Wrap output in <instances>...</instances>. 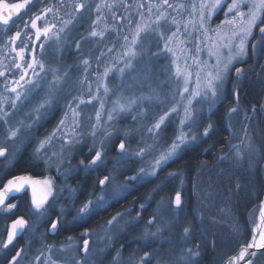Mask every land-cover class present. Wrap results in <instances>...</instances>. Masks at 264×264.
I'll list each match as a JSON object with an SVG mask.
<instances>
[{
	"label": "snow or ice",
	"instance_id": "1",
	"mask_svg": "<svg viewBox=\"0 0 264 264\" xmlns=\"http://www.w3.org/2000/svg\"><path fill=\"white\" fill-rule=\"evenodd\" d=\"M40 3H42V0H16L13 3L0 0V26H4L0 27V34L6 37L2 43L10 52L15 53L10 64H4L0 61V77L3 78V81H0L3 89L0 91V122L7 125V137L11 139H15L22 132L29 131L38 125L41 119L47 118L53 113V110L60 104V92L65 83L62 77L68 78V72L61 73L59 68L49 66L46 70L44 57L48 51L45 45L49 44L50 41L57 46L64 44L66 29L72 23V20H61V26L57 28V12H54V6L46 5L40 8ZM30 5L38 8V10L31 11ZM104 6L113 7L111 4H105ZM61 7L66 9L64 0H61ZM137 7L147 8L149 16L154 17V19H150L148 23H145L143 13L138 12L136 21L129 20L126 24L121 25L127 31L118 33V37L123 43L119 45L121 51L116 53L117 61H113L111 66L104 64L101 74L99 69L102 61L97 58L96 68L92 69V74L96 75L95 83L97 87L95 93L92 88L93 81L89 75V68L91 67L89 59H82L83 80L80 83L82 87L85 83L87 84V101L81 95L73 96L68 93L64 97L65 111L58 120L57 125L46 136L38 140L33 151L34 159L40 160L45 165H56L55 170L61 173L60 166L66 161L69 164L71 163L68 156L76 146L84 143V137L87 135L92 138L91 147L88 148V152L92 155L87 163L84 159H80V167L86 171L95 170L105 163L104 143L113 134L111 121L119 119L123 113L132 112L137 107V101L141 103L147 101L150 105L154 104L159 107L160 111L154 115L149 116L143 108H138L136 114L132 116L133 120H139L142 126L146 119L151 120L150 126L146 127V131L150 134L151 143L142 140L140 141L142 146H138L137 149H131L130 144L126 147V144L122 141L115 145L121 155L136 156L142 161L150 155L152 157L151 163L147 167H140L134 175L128 176L124 183H116V177L111 173L104 175L103 179L98 180L101 189L100 195L95 198V201L90 198L86 199L76 209L75 219L77 222L85 221L93 212L108 206L112 200L119 197L126 198L130 184L149 182L152 177L157 176L158 171L168 165L170 161L175 160L187 146L197 142L198 136L206 141L207 138H210V133L215 134L211 120L202 125H197V120L193 114L195 111L194 101L196 104H207L209 110L216 104L224 102L226 100L225 84L230 77V73L234 72L237 80L245 76V69L236 65L248 55L249 40L258 35L259 39L252 44V49L253 51L264 49V0H196V2L187 5L191 11L188 12V19L183 25L176 19V16L168 12V9L178 12L179 9L186 7L184 4L177 6L170 3L169 0H158L157 3H152L149 0L147 4L142 3ZM84 8L85 4L83 3L73 4V9L77 12ZM245 9L247 10L245 11ZM100 10L101 7L97 5V13ZM22 11L24 17H21V19L24 20V28L15 30L12 35L8 36L9 29L7 26L10 22H13V16L19 17ZM218 11L224 12V19L215 28H212L210 21ZM49 14H52L51 17ZM66 14L71 17V13L66 11ZM99 20L100 16L98 15L97 22ZM161 21H164L165 24L170 21L171 24L176 25L175 30L168 28L167 33L170 34H166L162 30ZM18 23V21L13 22L14 27ZM181 27H183V33ZM256 29H258V33L255 32ZM189 30L198 32L201 41L207 40L210 42L207 54L209 60L215 58L214 62L209 63L207 60H200L198 53L201 49L198 46L191 50L185 47L180 49L182 53H185L183 66H181L178 62L180 57L176 55V50L170 45H173L176 40L184 45L185 40L180 39V37L182 34L186 36ZM104 34V30L97 31L95 28L88 32V36L100 37L101 39ZM152 34L156 36L158 49L152 55L158 56L161 52H167L174 57L172 60V64L175 65L174 79L178 84L176 92L169 97L166 93L152 89L149 95L125 99L123 102L116 99L106 113V121L109 122L106 125L101 124V111L104 110V102L98 100L100 111L95 113V123L90 122L87 125L88 131L85 132L79 119L83 111L80 106L85 103L90 104L92 100L98 99L101 86H103V95L107 96L111 91L106 83L109 73L115 69L123 77L126 69H132L133 61L145 55L142 38L146 39ZM17 41H19V46H17ZM193 43L195 44V41ZM75 47L80 52L79 42L75 44ZM107 52L112 53L113 48H107ZM189 59H191L195 68L188 64ZM181 81L182 91L179 88ZM193 84L194 87L190 88L189 86ZM42 91L44 95L40 96L39 93ZM4 93H11V95H5ZM233 93L236 96V102H238L239 95L236 93V85H233ZM24 102L33 103L31 111L25 120H18L16 124H11L10 117L13 113L6 110L5 106H8L11 110H16L18 103L23 104ZM229 111L236 112L237 109L232 107ZM170 117L178 118V129L171 142L162 148L157 144V141L162 138V133L166 130V123H170ZM86 119L91 121V117L86 116ZM133 131L135 130L125 131V137L131 135ZM98 132L101 133L99 137L97 136ZM211 150L214 151L215 148ZM233 152L236 163H239L241 148L239 145L231 144V142L229 143V154L221 153L217 160H227ZM7 154L8 149L0 147V157L7 158ZM61 174L63 175V173ZM176 175V173H169V177H175ZM38 188L40 190L39 195L37 194ZM26 189L31 190V204L35 213L41 218H44L49 212L51 207L49 200L52 199L54 204L57 191L62 192L64 190L62 188L57 189L53 180L49 177L37 179L31 175H15L0 186V210L10 212L15 209L16 204L9 202L10 198L17 193L24 192ZM69 191L74 192L75 189L69 188ZM171 203H174L175 209L182 210L183 201L179 191L175 192L174 200ZM144 207L145 205L141 203L139 205L140 211H143ZM60 212L61 217L53 219L50 224L48 231L51 233L57 232L59 230L58 226L63 224L64 209L62 207ZM126 213L130 215L131 210L126 209L125 213H117L106 222L107 225L111 226L113 222L123 218ZM138 220L139 213L129 223L135 224ZM26 227H28L26 219L23 217L15 219L10 225L6 241L0 242V248L7 249L9 245H12L18 235H23ZM150 227H155L156 230L149 232L148 228ZM171 227L169 221L163 220L158 214H153L147 221L144 238L158 237L164 230ZM192 231L191 222L185 220L182 226V235L187 238ZM234 231L239 233L240 229L234 226ZM82 235L87 237L88 231L85 230ZM72 239L69 237V241ZM88 247L89 240L85 238L83 240V251L85 253L88 252ZM253 249L256 251H250ZM262 249H264V201H261L259 205L258 222L252 228L251 239L243 243L239 251L235 255L229 256L224 264H240L241 261L244 264H253L251 257H255L257 251ZM46 250L51 252V247H47ZM23 251L22 248L16 251L10 264H18L17 258L20 257ZM184 252L186 255H181L179 258L183 264H190L191 257L199 254L198 250L193 251L192 248H186ZM46 261L47 264H57L51 255L46 257ZM32 264H41L40 255L34 258ZM113 264H122L119 251L113 258ZM131 264H152V255L145 252L143 256L132 260ZM164 264H168V262L166 261Z\"/></svg>",
	"mask_w": 264,
	"mask_h": 264
},
{
	"label": "trees",
	"instance_id": "2",
	"mask_svg": "<svg viewBox=\"0 0 264 264\" xmlns=\"http://www.w3.org/2000/svg\"><path fill=\"white\" fill-rule=\"evenodd\" d=\"M122 5L127 6V1L120 0L114 7L115 17L107 21L113 26L111 36L116 45H113V42L112 45L115 50H118L117 52L121 51L119 45L123 41L114 38H119L118 33L127 31L121 25L129 20L136 21L139 12L137 7L131 10ZM221 13L222 11L218 15L220 16ZM75 15H78V12ZM79 21L78 18L74 24H71L70 28H73L71 32L74 34L81 32L82 26H77V28L75 26ZM105 25L108 26L103 21L98 29ZM92 27L95 28V25ZM255 32L258 33V29ZM75 37L79 39V36ZM258 39L259 36L255 35L254 39L249 40L248 55L243 62L236 65L245 69V76L237 80L235 73L231 72L224 89L226 100L216 104L211 110L207 107L206 113L201 114L197 125L211 120L215 134L210 133V138L206 141L198 136L197 142L187 146L175 160L170 161L158 171L156 177H152L149 182L130 184L126 198L119 197L110 201L108 206L93 212L85 221H76L74 207L78 209L86 199L94 200L100 194L98 180L110 173L108 170L113 157L117 154L115 148L117 143H113L110 148L106 149L105 163L89 171L80 167V159H84L87 163L92 155L85 151L88 146H83L70 159V164L67 162L62 166L61 172L64 168H71V172L66 176L55 169L47 171L44 163L34 159L33 143H25L21 151L13 156L15 160L10 165L5 162L6 157H0V186L15 175L44 178L47 174H54L58 189L62 188L64 192L69 188L75 189V199L58 200L59 204H63V208L67 210H64L65 216H63L62 226H58L59 230L55 233L48 231L53 218L61 217L56 207L49 209L51 215L48 221L40 225L39 231H43V243H45L43 246L50 247L52 244L59 246L71 237L79 243L87 238L91 241V247H95L97 243L95 236L107 225L106 222L117 213H125L126 209H130V215L126 213L123 218L117 220L123 224L124 232L111 239L110 242H105L103 258L95 264H113L117 251L121 254L122 264L126 261L128 262L126 264H129L130 261L143 256L145 252L152 255V264H164L172 260L170 257L172 254L176 258L186 255L184 252L186 248L199 252L198 255L191 257L190 264H223L229 256L235 255L241 245L251 239L252 228L259 213V205L264 198V49L256 51L252 49V44ZM106 44L108 43L104 45ZM104 50L105 48L102 47L101 50L96 51L98 53L93 54L100 55ZM68 54L71 62L75 55L71 52ZM113 54L109 56L113 57ZM77 58L80 63L78 70L81 73L83 65L82 59L79 60L80 53ZM233 85H236V93L239 95L238 102L233 93ZM232 107H235L237 111H229ZM173 121L174 124L170 121L166 125V130L163 131L167 139L162 142V148L171 142L176 133V120ZM52 123L53 119H48L45 134L52 127ZM5 138H8L7 131L0 134L2 142ZM230 142L241 148L239 163H236L234 152L227 160H217L221 153L229 154ZM212 148L215 150H211ZM126 165L116 177L119 183L126 182L127 177L134 175L136 170L142 166L140 159L129 161ZM169 173L177 175L169 177ZM176 191L181 193L182 210L175 209L174 203H171ZM141 203L145 205L143 211L139 209ZM137 213H139L138 222L129 223L137 216ZM153 214H158L160 218L169 221L172 227L164 230L158 237L145 239L147 221ZM19 217L26 219L30 226L36 222L34 210L28 198L24 196L18 209L11 213L0 212V242L5 240L9 225ZM185 220L190 221L193 228L187 238L182 235ZM234 226L240 229L239 233L234 231ZM85 230L88 231L87 237L82 235ZM155 230V227L148 228L149 232ZM28 233L29 230L9 248H0V264H9L16 251L21 248L25 251L31 240L30 253L34 252V248H39L37 235L33 233L28 236ZM179 264L183 262L180 261ZM253 264H264V254H261Z\"/></svg>",
	"mask_w": 264,
	"mask_h": 264
},
{
	"label": "rangeland",
	"instance_id": "3",
	"mask_svg": "<svg viewBox=\"0 0 264 264\" xmlns=\"http://www.w3.org/2000/svg\"><path fill=\"white\" fill-rule=\"evenodd\" d=\"M135 1H138V3H134V5H132L131 8L133 9L137 7L139 4H142V3L147 4L149 2V0H135ZM96 2L97 4L95 6L99 5L101 7V10L99 13H102L100 16L99 22H97V18H95V20L94 19L91 20V24H90V20H89V25L88 23H86V26L81 29V32L79 34H76L77 32H75V34L79 36V39H76L75 37L76 35L73 32H71L73 31V28H70V27L72 26L71 24L72 23L74 24L78 18L80 20V17L82 15H80L79 13L78 15H75L77 11L73 9V4L79 3V0H69V5H68L69 10L67 9V13H71V17L67 15L68 17L67 19H71L72 23L69 24L68 28L66 29V38H65L64 44L62 46H57L54 42L50 41L49 44L45 45L47 47L46 49L48 50L46 56L44 57V59L46 60V65H45L46 70L49 66H52V67L59 68L61 73H63L64 71L68 72V78L62 77V79L65 80V83L63 84L62 91L60 92V97H61L60 104L53 110V113H56V111L57 113L55 114V116H52L53 114L52 113L47 118L41 119L38 125L34 126L27 132H22L18 134V136L15 139L8 140V138H5L3 139V142L2 140H0L1 142L0 147H6L8 149V154H7L8 158H6L5 160L7 164L9 163L10 165V163L15 160L13 156L18 151L19 152L21 151L25 143H33L32 145H34V149H35L37 146L38 140L42 139L44 136H46L49 132H51L54 129V127L58 123V120L61 118V116L63 115V112L65 111L64 97H66L68 93H71L73 96L81 95L87 101L88 99L87 84L85 83L82 87L80 81L83 80V75H82V72L80 73L78 70V65L80 63H78L77 61L78 60L77 56L79 53H81V51L83 54V59L85 58L89 59V62L91 65V67L89 68V75L91 77V80L93 81L92 88L95 93V90L97 87L95 83L96 75L92 74V69L96 68V60L98 58V55L93 54V53H95L96 50L101 49L105 43H108L109 46H112V42H113V45H116V42L112 40V36H111L113 26L111 23L110 25L107 22L109 19H113L115 17L116 11L114 10V13L112 15L110 14L111 13L110 8L108 11L104 5L113 4L112 8H114L120 2V0H111L110 3H108L107 0H96ZM151 2L157 3L158 0H151ZM169 2L177 6L179 4H184L186 6L183 9H179L178 12L174 11L173 9H168V12H170L173 16H176V19L180 21L181 25H183L188 19V12L191 11V9L187 7V5L189 3L196 2V0H192L187 3H179L175 0L174 2L172 0H169ZM94 3L95 1H91L89 3L90 5L89 11L86 10V12L91 13V11H93ZM137 10L140 13H143L145 23H148L150 19H154V17L149 16L147 12V8L137 7ZM246 10L247 9H245V11ZM105 11L106 12L108 11L109 15H106ZM219 13L220 11H218L216 15H214L210 21V25L212 28H215L216 25H219L221 21L224 19V12L222 11L220 16L218 15ZM103 21L107 25L108 24L109 25L108 26L105 25L104 27H101L100 29H98L99 25H101ZM81 24H82V21L80 20L79 23L75 25L76 28L77 26L80 27ZM92 25L93 26L95 25V30L97 31L104 30L105 34L102 39L100 37L88 36V32L93 29ZM161 25H162V30H164L166 34H170V33H167L168 28L175 30V27H176V25L171 24L170 21L167 24H165L164 21H161ZM181 32L183 33V27H181ZM209 35H211V33H209ZM114 39L118 40L119 38L115 37ZM180 39L185 40L184 45H181L179 40H176L174 44L170 46L174 47V49L176 50V55L180 57V60L178 62L181 64V66H183V59H184L185 53H182L180 49L185 48V47L188 50H191L194 47L198 46L201 49V51L198 53V58L200 60H207L209 63L214 62L215 58L213 57L212 60H209L208 54H207V48L210 42L207 40L201 41L200 34L198 32H193L189 30L186 36L182 34ZM142 40L145 46L143 49V51L145 52V55L138 57L137 60L133 61V68L126 69L123 77H121V75L117 71H115V69L109 73L108 77L106 78V83L111 89L109 94L107 96H104L103 86H101L99 89L98 99L92 100V103L90 104L85 103L84 105L80 106L81 109H83V111L81 112L79 119L81 121V127L85 132L88 131L87 125L90 122L95 123V113L97 111H100L98 100H103L104 102V110L101 111V124L106 125L107 123H109L106 121V113L110 110L113 101L116 99H120L121 102H123V100L125 99H131V98L138 97L141 95H149L152 89H157L158 91H161L162 93H166L169 97L174 92H176L178 84H177V81L174 79L175 65L172 64V60L174 59L173 55L167 52H161L158 56L152 55L153 52L158 51L157 40H156L155 34L150 35L146 39L142 38ZM193 41H195V44L193 43ZM77 42H79L80 44V52H78V50L75 47V44ZM90 44H91V47H90ZM83 45H87L88 47L85 48L86 46H83ZM108 48H111V47H108ZM114 51L115 52L112 58L109 57V54H112V53H108L107 51H104V52L102 51L101 55L99 56V58H101L102 61L104 62L106 58L110 59L106 63L104 62L101 63L100 69H99L101 74L103 72L104 64H108L109 66H111L113 61H117V57H116L117 52L116 50ZM69 52L75 55L74 59L71 62L69 58L70 55L68 54ZM8 53L10 52L5 53V59L7 57L13 59L14 57L13 53L6 56ZM2 57H3V53H0V60L2 59ZM11 61L12 60H10V63ZM10 63L7 62V64H10ZM4 64H6L5 61H4ZM188 64L192 65L191 59L188 60ZM192 67L195 68L194 65H192ZM0 81H3L2 77H0ZM189 87L193 88L194 84L190 85ZM179 88L182 91V81L179 84ZM2 90H3L2 83H0V91ZM4 94L11 95V93H4ZM39 95L43 96L44 92L43 91L40 92ZM33 103H35V101H33ZM33 103H28V102H24L23 104L18 103L16 110H11L10 108H8V106H5L6 110L13 113V115L10 117L11 124L13 125L16 124L18 120H25V118L28 116L29 112L31 111V108L33 107ZM207 107H209L207 104H196V102L194 101L195 111L193 114L198 124L200 121L199 119L201 117V114L206 113L205 110H207ZM138 108H143L145 112L148 113L149 116L154 115L155 113L160 111L159 107H157L154 104L150 105L147 101H144L143 103H141L140 101H137V107L134 108L132 112L123 113L120 115L119 119H116L110 122L112 126L111 131L113 134L104 143L105 151L106 149L110 148V145H112L113 143H118L121 141L126 144V147L129 144L130 145L132 144L131 149H137L138 146H142L140 144V141L142 140H145L148 143L152 142L150 139V134L146 131V127L150 126L151 120L146 119L142 126L139 120H133L132 118V116L136 114V111ZM86 116L91 117V121L87 120ZM50 118L53 119L52 127L48 129V132L45 134V129L48 127L46 126V122ZM169 120L172 122V124H174L173 120H176V124H177L176 126L178 129V122H177L178 118L170 117ZM3 124H4L3 122H0L1 132L7 131V125L5 124L3 125ZM129 129H134L135 131H133L132 134L129 135L128 137H125L124 132ZM100 134L101 133L98 132L97 136L99 137ZM165 139H167V137L165 136L163 132L162 138L157 141V144L162 147V142L165 141ZM91 144H92V138L86 135L84 137V143L76 146L72 150L71 154L68 156V160L72 159L74 155L76 154V152H78V150L81 149L83 146H88L87 149L85 150L86 153L88 154L89 153L88 148L91 147ZM116 152L117 154L115 157H113L111 166L108 170L115 177L119 175L120 171H123L121 169L127 166L126 165L127 162L140 159L136 156H132L128 154L121 155L117 148H116ZM140 161L142 164L141 167H147L148 164L151 163L152 157L149 155L146 159H144L143 161L140 159ZM66 163L67 161L64 164ZM64 164H62L60 167L62 168ZM46 166H47L46 169L49 172L52 171L50 169H56V165H51V166L46 165ZM70 172H71V168L69 167L67 169L64 168L61 173H63V175L65 174L66 176V174H69ZM46 177L51 178L53 180L54 185L56 186V175L47 174ZM44 178H37V179H44ZM116 183H119L117 178H116ZM121 183H124V182L121 181ZM62 193H64L63 196H62ZM62 198L75 199L76 193H74L73 191H69V190L66 192H64V190L62 192L57 191V193L55 194V203L53 204L52 199L49 200V204L51 205L50 208L56 207L60 212L61 207L63 208V204L62 205L59 204L58 200ZM93 201H95V199ZM0 211H2L3 213H8V211H4V210H0ZM74 211H75L74 218H76L75 207H74ZM35 215H36V222L33 224V226H30L28 224V227L25 228L24 233L28 232V230H29L28 236L29 234L33 235V233H35V235H37V239L39 242V248L38 249L34 248V252L30 253V246L32 243L31 242L32 240L30 239L31 241L28 243L25 251L21 252L20 257L17 258L18 264H32V261L37 255H40L41 264H47L46 257L49 255L52 256V259L55 260L57 264H78V262L79 264H95L96 262H98V260L103 258V254L105 253V242L106 243L107 241L110 242L111 239L123 233L125 230L123 224L117 221L113 222L111 226L106 225L96 234L95 237H96L97 243L95 247L94 246L91 247V241L89 240V247H88L87 253L83 251V241L79 243L75 239H72L71 241H69L68 239L65 242L61 243L59 246H55L54 244H52V246H50L51 252H49L46 250L47 246H43L45 245V243H43L44 241V238L42 235L43 231L42 230L39 231V227L40 225H42L44 221H48V217H50L51 214L50 212H48L44 218H41L36 213ZM63 216H65V212L63 213ZM62 219H64V217ZM162 219L164 220V218ZM10 225L8 227L7 234H8V231L10 230ZM20 236L21 235L17 236V238L13 241V244ZM6 239H7V236L4 241H6ZM12 245H9V247ZM170 257L172 260L168 261L169 262L168 264H179L180 259L176 258L174 254L170 255ZM126 263L128 262L126 261L125 264ZM129 264H131V261Z\"/></svg>",
	"mask_w": 264,
	"mask_h": 264
},
{
	"label": "flooded vegetation",
	"instance_id": "4",
	"mask_svg": "<svg viewBox=\"0 0 264 264\" xmlns=\"http://www.w3.org/2000/svg\"><path fill=\"white\" fill-rule=\"evenodd\" d=\"M91 1H95V3H94V8H93V11H91V15L88 13V12H86V10L87 11H89V8H90V5H89V3L91 2ZM110 1L111 0H107V2L108 3H110ZM127 1V8H129V9H133V8H131L132 7V5H134V3H138V1H135V0H126ZM179 1H185V2H189V1H192V0H179ZM6 2H8V3H13V2H16V0H6ZM79 3H83V4H85V8L84 9H81V10H79L78 11V13L80 14V15H82L81 17H80V20L82 21V24H81V26H82V28H84L85 26H86V23H88L89 24V20H90V24H91V20H95V18H97V16L99 15V16H101V14L102 13H97L96 12V4H97V2H96V0H79ZM64 4H65V6H66V9L65 8H62L61 7V0H42V3H40L39 4V7L40 8H42V7H44V6H46V5H52V6H54V12H57V16H56V21H57V28H59L60 26H61V24H60V21L61 20H66L68 17H67V14H66V11H67V9H68V5H69V0H64ZM113 5V4H112ZM29 8L31 9V11H37L38 10V8H34V7H32L31 5L29 6ZM106 9L109 11V8L108 7H106ZM69 10V9H68ZM114 8H110V11H111V13L110 14H112L113 15V13H114ZM108 11L106 12L105 11V14L106 15H109L108 14ZM116 11V10H115ZM93 12V13H92ZM51 15L52 14H49V16L51 17ZM116 15V14H115ZM21 17H24V12L22 11L21 12V14H20V16L19 17H17V16H13V22H16V21H18L19 23L17 24V25H15V27H14V24H13V22H10V24L7 26V28L9 29V31H8V33H7V35L8 36H10V35H12L13 33H14V31L15 30H20V29H22V28H24V20L23 19H21ZM0 27H4V26H0ZM94 28V27H93ZM6 37L3 35V34H0V53H3V57H2V59L0 60V61H2L3 63H4V61H5V63L7 64V62H9L10 63V60H12L11 58H6L5 59V53L6 52H10V50L7 48V47H4L3 46V43H2V41L5 39ZM22 39H23V36H22ZM43 39V38H42ZM17 46H19V41H17ZM83 46H86L85 48H87L88 46L87 45H83ZM113 46V45H112ZM112 46H109V44H106V45H104L103 47L105 48V50L107 51V48L108 47H111V48H113ZM90 47H91V44H90ZM45 48H47L46 46H45ZM102 49V48H101ZM101 49H98V50H96V51H99V50H101ZM104 50V51H105ZM115 49L113 48V52L112 53H114L115 51H114ZM120 50H121V48H120ZM116 52H117V50H116ZM12 52H10V53H8L6 56H8V55H10ZM96 53H98V52H96ZM13 55L15 56V53H13ZM80 55H81V59H83V54H82V51H81V53H80ZM101 55V54H100ZM100 55H98V58H99V56ZM110 58H112V56H109ZM26 59H27V55H26ZM81 59H79V60H81ZM99 60L100 61H102V59L101 58H99ZM106 61L108 60H110V59H108V58H106L105 59ZM103 62V61H102ZM39 192H40V190H39V188L37 189V194H39ZM23 196L24 197H26V199L28 198V201H29V203H30V205L32 206V204H31V196H32V193H31V190L30 189H26L24 192H22V193H17L14 197H12V198H10V201L9 202H12V203H15L16 204V208L15 209H13L12 211H10V212H8V213H11V212H13L14 210H16V209H18V207L20 206V204H21V201L23 200ZM1 212V211H0ZM11 261V260H10Z\"/></svg>",
	"mask_w": 264,
	"mask_h": 264
},
{
	"label": "water",
	"instance_id": "5",
	"mask_svg": "<svg viewBox=\"0 0 264 264\" xmlns=\"http://www.w3.org/2000/svg\"><path fill=\"white\" fill-rule=\"evenodd\" d=\"M263 201H264V198H263ZM258 217H259V213H258ZM258 217H257V222H258ZM250 251H256V250L253 249V250H250ZM263 252H264V249L257 251L256 256H255V257H251L252 261L254 262L255 260H257V258H258ZM223 264H224V263H223ZM240 264H244V262L241 261Z\"/></svg>",
	"mask_w": 264,
	"mask_h": 264
}]
</instances>
